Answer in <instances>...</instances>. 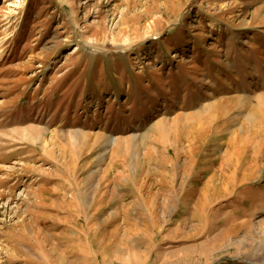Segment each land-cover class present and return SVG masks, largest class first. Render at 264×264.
Returning <instances> with one entry per match:
<instances>
[{
    "label": "rangeland",
    "instance_id": "rangeland-1",
    "mask_svg": "<svg viewBox=\"0 0 264 264\" xmlns=\"http://www.w3.org/2000/svg\"><path fill=\"white\" fill-rule=\"evenodd\" d=\"M0 264H264V0H0Z\"/></svg>",
    "mask_w": 264,
    "mask_h": 264
},
{
    "label": "bare ground",
    "instance_id": "bare-ground-1",
    "mask_svg": "<svg viewBox=\"0 0 264 264\" xmlns=\"http://www.w3.org/2000/svg\"><path fill=\"white\" fill-rule=\"evenodd\" d=\"M77 53V51L74 52V54Z\"/></svg>",
    "mask_w": 264,
    "mask_h": 264
}]
</instances>
